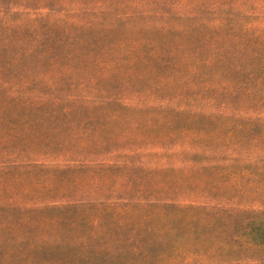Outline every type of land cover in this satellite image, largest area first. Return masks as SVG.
I'll use <instances>...</instances> for the list:
<instances>
[{"label":"rangeland","instance_id":"1","mask_svg":"<svg viewBox=\"0 0 264 264\" xmlns=\"http://www.w3.org/2000/svg\"><path fill=\"white\" fill-rule=\"evenodd\" d=\"M264 0H0V264H264Z\"/></svg>","mask_w":264,"mask_h":264},{"label":"trees","instance_id":"2","mask_svg":"<svg viewBox=\"0 0 264 264\" xmlns=\"http://www.w3.org/2000/svg\"><path fill=\"white\" fill-rule=\"evenodd\" d=\"M250 174L249 184L254 191L261 187L264 189V166L248 167ZM224 227L230 231H221L228 243L253 247L264 246V215L242 211L230 216L229 222Z\"/></svg>","mask_w":264,"mask_h":264}]
</instances>
